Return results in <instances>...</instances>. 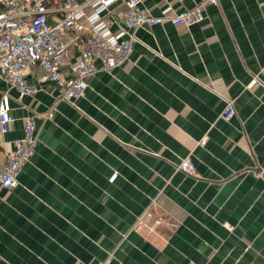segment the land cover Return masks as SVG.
I'll use <instances>...</instances> for the list:
<instances>
[{"label":"crops","instance_id":"obj_1","mask_svg":"<svg viewBox=\"0 0 264 264\" xmlns=\"http://www.w3.org/2000/svg\"><path fill=\"white\" fill-rule=\"evenodd\" d=\"M196 1L141 8L156 17ZM204 15L139 28L127 61L90 77L72 103L57 102L39 67L27 72L32 96L0 79L14 118L0 167L26 117L37 129L18 185L0 192V264H97L110 253L109 264H264V0H217ZM52 107L50 120L37 116ZM185 157L194 177L176 171Z\"/></svg>","mask_w":264,"mask_h":264},{"label":"built area","instance_id":"obj_2","mask_svg":"<svg viewBox=\"0 0 264 264\" xmlns=\"http://www.w3.org/2000/svg\"><path fill=\"white\" fill-rule=\"evenodd\" d=\"M207 5L217 6V0H197L193 7L180 11L165 6L155 17L141 8V0H0V79L19 99L32 96L39 88L28 81L27 72L39 67L41 79L59 89L57 102L72 103L84 97L90 77L112 71L127 61L138 42L139 28L165 22L190 27L204 20ZM65 66L69 76L63 72ZM257 83L254 77L250 85ZM10 111V97L5 91L0 95L1 135L14 123ZM54 111L52 107L45 115L37 116L50 120ZM234 115L233 102L229 100L220 118L229 121ZM34 118H25L22 136L13 140L12 149L3 154L0 192L18 185L17 176L34 154ZM176 171L187 177L196 175L189 157L179 161ZM117 176L114 172L108 182L114 183ZM146 215L138 217L130 230L139 231ZM111 259L110 253L97 264H109Z\"/></svg>","mask_w":264,"mask_h":264}]
</instances>
